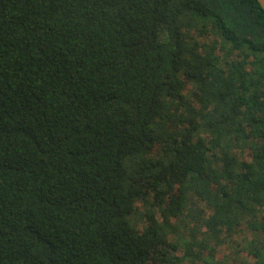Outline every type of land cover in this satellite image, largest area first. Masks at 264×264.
I'll use <instances>...</instances> for the list:
<instances>
[{
	"label": "trees",
	"instance_id": "obj_1",
	"mask_svg": "<svg viewBox=\"0 0 264 264\" xmlns=\"http://www.w3.org/2000/svg\"><path fill=\"white\" fill-rule=\"evenodd\" d=\"M243 226L264 264L258 0H0V264H220Z\"/></svg>",
	"mask_w": 264,
	"mask_h": 264
},
{
	"label": "rangeland",
	"instance_id": "obj_2",
	"mask_svg": "<svg viewBox=\"0 0 264 264\" xmlns=\"http://www.w3.org/2000/svg\"><path fill=\"white\" fill-rule=\"evenodd\" d=\"M245 158L250 159L247 154ZM197 201V198L193 197V202ZM202 208L207 212L210 211V207L206 206L204 202H198ZM194 205V204H193ZM141 207V204H139ZM176 222V220H174ZM171 240L175 237L170 236ZM252 238V233L243 226L242 231L235 234L232 238L227 239L224 242H212L211 247L215 256V259L220 264H251L255 261L254 256L248 251V244ZM183 250L181 248L167 249L165 255L166 261L164 264H201L202 261L191 262L190 259H182Z\"/></svg>",
	"mask_w": 264,
	"mask_h": 264
},
{
	"label": "water",
	"instance_id": "obj_3",
	"mask_svg": "<svg viewBox=\"0 0 264 264\" xmlns=\"http://www.w3.org/2000/svg\"><path fill=\"white\" fill-rule=\"evenodd\" d=\"M258 2L260 3L261 7L264 9V0H258Z\"/></svg>",
	"mask_w": 264,
	"mask_h": 264
}]
</instances>
